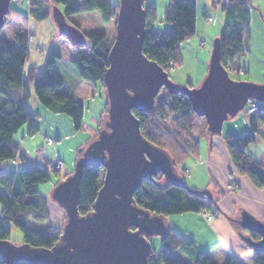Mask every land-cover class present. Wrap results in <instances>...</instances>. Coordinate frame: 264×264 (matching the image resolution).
<instances>
[{"label": "trees", "instance_id": "trees-1", "mask_svg": "<svg viewBox=\"0 0 264 264\" xmlns=\"http://www.w3.org/2000/svg\"><path fill=\"white\" fill-rule=\"evenodd\" d=\"M53 1L64 6L62 10L64 16L78 28L80 27L70 20V15L73 13L98 11L104 22L116 19L118 4H113L110 0ZM34 5L35 1H32L29 11L35 9ZM249 5V0H228L220 6L223 12V24L218 37L221 45V62L224 67L229 65L230 69L234 70L238 67L234 60L244 51L241 42L248 23ZM143 6L146 23L142 51L150 60L168 72L172 65L182 63L181 42L195 34L196 1L168 0L163 12V19L169 24L167 29L150 26L156 20L154 3L145 1ZM48 12L47 9H43L36 15L43 18ZM8 14L21 21L28 18L11 4ZM84 34L86 43L74 47L85 46L90 53L85 55L79 52L71 59V64L80 79L94 86L100 84L105 93L103 73L109 64L110 45L103 32L91 31ZM58 35L64 37L59 32ZM13 41L14 43H9L0 35V162L16 157L19 144L14 139V134L22 125H27L28 135L38 131L39 112L26 104L31 92L49 111L66 114L75 129L81 127L84 111L83 102L72 92L62 88L63 79L55 69L60 56L54 49L48 51L41 66L25 67L28 57V36L26 33L16 31L13 34ZM187 87H192L191 83H187ZM132 112L139 120L141 134L168 154L176 174L184 181V175L178 172L176 165L187 155L198 152L200 138L208 131L205 118L193 111L188 95L169 92L162 86L155 95L150 110L133 109ZM105 115H107L106 97L102 113L96 118L98 128L102 125ZM249 121L252 130L256 132L259 123L264 122V115L254 114ZM96 134L97 132L92 138ZM253 139V133L239 136L226 134L223 138L226 151L236 171L246 175L254 186L261 188L264 187V161L253 158L244 148ZM51 171L58 175L55 165L49 169L37 166L21 169L15 166H3L0 173L2 187L0 239L8 238L10 225L13 224L22 232L23 241L31 246L51 247L58 241L62 228L55 223L51 222L54 226L50 224L48 199L36 187V184L50 179ZM103 171L102 166L83 168L77 203L80 214L92 209ZM71 172H65L62 178ZM221 194L219 190L211 193L179 185L167 180L159 172L153 180L142 179L132 199L133 203L151 214L170 215L190 211H209L218 207ZM45 222L44 227L39 224ZM248 234L253 240L260 237L256 232H248ZM179 249L186 252L191 260L178 256ZM0 264L5 263L0 259ZM149 264H239V262L233 257L223 263L215 262L207 253L197 250L192 240L186 239L175 228L168 226L161 236L159 250L151 251ZM252 264H264V250L252 251Z\"/></svg>", "mask_w": 264, "mask_h": 264}, {"label": "water", "instance_id": "water-1", "mask_svg": "<svg viewBox=\"0 0 264 264\" xmlns=\"http://www.w3.org/2000/svg\"><path fill=\"white\" fill-rule=\"evenodd\" d=\"M12 0H0V29ZM119 0L115 31L108 50L109 64L103 73L107 115L103 125L81 148L71 173L55 183L51 199L65 214L59 239L51 247H35L22 241L0 239V259L5 264H149V237L162 236L168 227L162 215L151 214L133 203L132 195L142 179L157 173L186 186L172 160L140 132L133 109L148 111L164 86L169 92L188 95L193 111L205 118L207 130L220 133L223 121L242 110L249 99L264 102V83L232 79L221 62L219 37L213 41L207 71L200 85L180 86L142 51L145 30L144 2ZM52 17L58 32L75 45L86 35L55 6ZM102 166L103 176L92 209L80 214L77 203L83 168ZM3 166L0 165V173ZM235 221L253 240L239 232L253 251L264 250V221L244 213Z\"/></svg>", "mask_w": 264, "mask_h": 264}, {"label": "rangeland", "instance_id": "rangeland-1", "mask_svg": "<svg viewBox=\"0 0 264 264\" xmlns=\"http://www.w3.org/2000/svg\"><path fill=\"white\" fill-rule=\"evenodd\" d=\"M32 1H35V5L33 6L35 9H32L31 12L29 10L30 3ZM110 1L113 4L119 3V0ZM147 1L154 3L156 8V20L151 23L150 26L156 29L169 28V24L163 19V12L168 0ZM196 3L198 8H196L195 32H198V36L195 33V35L192 37L181 42L180 53L182 57V63L172 65L167 72L172 82L180 86H187V83H191L192 87L200 85L207 71L213 41L216 37H218L223 24V12L219 3L213 2L212 0H197ZM249 3L251 7L249 8L248 13V23L245 28L244 39L241 42L244 51L241 52L234 60L237 66H243L245 67V70L236 71L234 69H230L229 66L230 70L228 71V74L232 79L235 80L263 84L264 0H249ZM10 4L20 9L25 15L28 16V18L32 17V19L37 21H35V25L32 24V28H30L29 19H26L25 21L17 20L7 13L4 19V24L0 29V35L7 42L13 43L14 41L10 39V37L13 38V34L16 31L26 33L29 40L28 49L38 51V55L45 53V56L50 49H54L60 56L56 62L55 69L64 80L63 89L68 92H73V94L79 97V99L83 102L84 111L82 116V124L79 129L74 128L70 118L66 114L56 113L58 115H55V113L45 109V107L41 105L39 111L40 117L37 121L38 131L32 135H28L26 133L27 125L24 124L14 134V139L19 144V150L17 154H21L22 156L20 157L19 155L16 161L8 159L0 162L1 166H15L18 169L31 168L33 166L49 169L55 165L58 175L56 176L51 171L50 179L46 182L36 184V187L48 199L50 209V224L55 223L57 226L62 228V224L65 220V214L63 209L51 199L50 192L53 185L57 183L59 178L61 179L63 177L65 172L72 171L75 160L80 154L81 148H84L97 132L98 127L96 126V118L102 113L105 102V93L100 84L94 86L92 83L80 79L71 64V59L74 58L79 52L87 55L90 53V51L85 46L74 47L68 42L67 39L58 35V29L52 17V9L53 7L57 6L63 10V5L56 4L53 0H12ZM43 9H47L49 11L48 15L46 17L39 18V16L36 14L40 13V11ZM70 20L75 22L83 32H103L108 40V45L112 43L115 31L114 18L108 22H104L102 21L98 11H89L73 13L70 15ZM39 23L42 26H39L38 29L35 30L34 28H37ZM49 27L52 28V30H50ZM35 37H37L38 40H35ZM29 59L30 57L28 54L25 63L28 62ZM79 80H81V83ZM249 106L250 105L244 106V108L238 111L234 117L240 113H243L246 118L249 117L250 119L252 116H254V114H251L252 109ZM104 118H106V115ZM229 118L231 117H228V119L224 120V122L229 120ZM65 120H69L70 123L69 121L66 123ZM55 129L60 130L59 134H55ZM215 134H221V132L211 133L210 131H207V133L200 138L199 143H201L202 146L201 157L206 156L205 146L207 143L205 138ZM223 138L224 137H222V142L224 144ZM257 141L258 140L256 139L255 142ZM255 142H249V146L247 145L248 147L246 146L244 148L247 152L257 155V153H260V143L257 144ZM196 154H198V152L191 153L190 155L182 158L180 161H178L176 168L179 173L181 172L184 175V183L186 186L190 188L199 187L197 190L209 192L213 187H207L205 185L209 179V183L211 181V177L206 166L204 165V168H202L201 165H197L199 167L197 168L191 167L192 162L190 161L185 163L188 158L192 157L193 155L196 156ZM194 161H196V158H194ZM182 165L189 168V172L185 168H182ZM190 175H192V179L190 178ZM204 182L206 183L203 184ZM230 186L233 185L231 184ZM1 190L2 187L0 186V191ZM215 208L216 207L209 211L212 213L214 211L213 209ZM214 212H216L217 216H219V214L221 215L220 211L218 210ZM190 214H194V212H191ZM162 217L167 223H169L170 220L177 223V220H179V214L162 215ZM39 224L44 227L46 222ZM52 226L54 225L52 224ZM60 227H58V229H60ZM7 239L14 244H20L23 241L22 232L18 227L11 224L10 233ZM149 241L151 244V251H158L161 246V236H150ZM177 254H179L181 257L187 258V254L185 252H178Z\"/></svg>", "mask_w": 264, "mask_h": 264}, {"label": "crops", "instance_id": "crops-1", "mask_svg": "<svg viewBox=\"0 0 264 264\" xmlns=\"http://www.w3.org/2000/svg\"><path fill=\"white\" fill-rule=\"evenodd\" d=\"M195 1L197 2V0ZM212 1L219 3L221 6L228 0ZM196 8H198L197 3ZM27 19H29V25L30 28H32V24L35 25V21L37 20L32 19V17ZM39 26L42 25L39 23L37 28L34 29L37 30ZM50 30H52V28H50ZM196 35L198 36V32ZM10 39L13 40L11 37ZM34 39L38 40L37 37ZM37 52L38 51L33 49H28L30 59L25 63V67L30 65H42L45 53L38 55ZM79 82L81 83V80H79ZM63 87L64 86H62V88ZM26 104L28 107L33 108L38 112L40 111L41 104L37 101L32 92L30 93ZM55 115L58 114L55 113ZM68 121L69 120H65L66 123H68ZM55 130V134H59L60 130ZM244 133H253L254 139L252 141L255 142L257 139L258 141L255 143H260L259 154L257 153V155H254V153L246 152L253 158L264 161V122L259 123L257 131L254 132L251 128L249 117L246 118L243 113L238 114L236 117L232 116L225 122L223 121L221 134H215L205 138L207 143L205 146L206 156L201 157L202 146L201 143H199L198 154H196V156L193 155V158L190 157L185 161V163L188 161L192 162L191 167L199 168L197 165H201L202 168H204V165L206 166L211 181L209 183V179L207 184H205L206 182L203 184L207 187H213L212 190L209 191L211 193H216L218 190L221 191L222 194L217 203L218 207L213 209L214 211H220L221 215L219 214V216H217L216 212L213 211V218L208 222L202 211H191L194 212V214H190L191 212L180 213L177 223L172 220L167 223L164 220L167 226L175 228L186 239L192 240L197 250L207 253L208 256L217 263H223L233 257L239 262V264H252L253 250L250 245L239 236L240 231L246 234L248 231L246 228H241L235 219L240 218L242 214L247 213L260 221H264V187L258 188L254 186L246 175H242L236 171L222 142V137L226 134L239 136ZM19 155L20 157L22 156L21 154ZM19 155L17 154L12 160L16 161ZM255 156L261 157L258 158ZM194 158H196V161H194ZM182 166L189 172V168L184 165ZM191 176L192 175H190V178L192 179ZM229 184H232L234 187L229 186ZM193 188L199 189V187ZM178 252L182 253L184 251L179 249L177 250V253ZM182 258L191 260L189 255H187V258Z\"/></svg>", "mask_w": 264, "mask_h": 264}, {"label": "built area", "instance_id": "built-area-1", "mask_svg": "<svg viewBox=\"0 0 264 264\" xmlns=\"http://www.w3.org/2000/svg\"><path fill=\"white\" fill-rule=\"evenodd\" d=\"M18 1H19V0H18ZM20 1H21V0H20ZM249 7H251V6L249 5ZM225 68L229 71V65H226ZM236 70H237V71H242V70L244 71V70H245V67H243V66H238ZM246 105H250L249 107L252 109V113H251V114H261V115H264V106H263V102H260V101L255 100V99H249V100L246 102L245 106H246ZM49 140H51V139H49ZM230 185H231V184H229V186H230ZM203 215H204L205 219H206L208 222H210V221L212 220V218H213L212 213H211L210 211H208V210L203 211Z\"/></svg>", "mask_w": 264, "mask_h": 264}]
</instances>
